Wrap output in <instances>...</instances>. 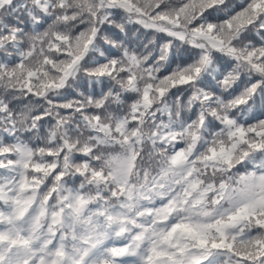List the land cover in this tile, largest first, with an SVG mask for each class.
I'll return each instance as SVG.
<instances>
[{"label": "snow or ice", "instance_id": "snow-or-ice-1", "mask_svg": "<svg viewBox=\"0 0 264 264\" xmlns=\"http://www.w3.org/2000/svg\"><path fill=\"white\" fill-rule=\"evenodd\" d=\"M0 56V264H264V0H0Z\"/></svg>", "mask_w": 264, "mask_h": 264}, {"label": "trees", "instance_id": "trees-1", "mask_svg": "<svg viewBox=\"0 0 264 264\" xmlns=\"http://www.w3.org/2000/svg\"><path fill=\"white\" fill-rule=\"evenodd\" d=\"M239 0H228L229 4H237ZM15 19V18H13ZM121 20H117L116 23L119 24L121 23ZM27 23V22H25ZM30 30V26L28 28ZM125 33H127L125 35ZM104 34L107 35L110 39L112 40H117L122 43H124L126 46L129 47H138L141 44H147L151 40H156L158 43H162V34H157L154 31L143 29L140 25H135V24H127L125 26V32H121L116 25H110L106 26L104 29ZM250 39L257 45L260 44V38L255 35V33L251 34ZM100 46L104 48L106 51L108 49V46L104 44L103 42L100 43ZM115 49L112 50V53L115 55L116 54ZM2 58V56H0ZM189 61V54L184 50V48L178 49L173 56L170 57V66L171 68H175L177 64H183L187 63ZM216 67L219 69V72L221 74H227L229 71L232 70L234 65H231V62L229 58L227 57H220L217 59ZM169 69L165 68L162 69L160 72V75H166L168 73ZM219 78V77H217ZM216 80L212 78H208L205 81V84L208 86V88H213L215 86ZM247 83L246 80L243 79L241 80V87H243V84ZM204 86V85H202ZM79 91H82L85 93V95L89 93H94L97 98L100 97V94L102 91H107V85H105L103 88L99 85L92 87L90 86L86 81H81L80 82V87L78 89ZM189 92L186 90V86H179L178 88H174L171 90V93L169 94L171 97L170 103L175 102L177 100V97H179L182 101L186 103ZM69 98H77L73 93L69 94ZM254 115L259 118H264V115H262L261 110L259 109V106L254 110V113L250 114ZM185 118H188L189 116L191 118H195V113H184ZM166 119V117H165ZM254 122V121H250ZM47 126V125H46ZM20 139L24 140L26 143H30L34 141V137L30 136L29 134L25 133H18L17 134ZM0 139L4 141L6 144L13 143L14 140L11 136H8L7 134L0 133ZM182 145H177V148L181 147ZM246 170H251V167L249 166L248 168H241V171H246ZM2 171V170H0ZM235 171V170H234ZM79 184V181H76L75 184H73L71 181L69 182L70 187H77ZM159 201H157V205H159Z\"/></svg>", "mask_w": 264, "mask_h": 264}]
</instances>
